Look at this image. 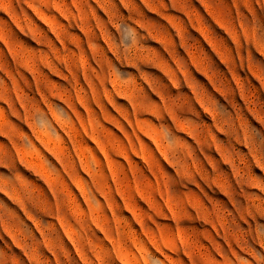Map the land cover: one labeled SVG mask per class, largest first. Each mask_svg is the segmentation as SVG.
<instances>
[{
    "label": "rangeland",
    "instance_id": "1",
    "mask_svg": "<svg viewBox=\"0 0 264 264\" xmlns=\"http://www.w3.org/2000/svg\"><path fill=\"white\" fill-rule=\"evenodd\" d=\"M0 264H264V0H0Z\"/></svg>",
    "mask_w": 264,
    "mask_h": 264
}]
</instances>
